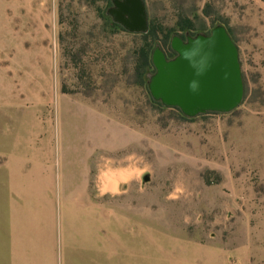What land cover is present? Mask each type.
I'll return each instance as SVG.
<instances>
[{"label":"rangeland","instance_id":"374dc122","mask_svg":"<svg viewBox=\"0 0 264 264\" xmlns=\"http://www.w3.org/2000/svg\"><path fill=\"white\" fill-rule=\"evenodd\" d=\"M144 3L164 27L181 13L204 35L215 17L226 22L241 105L187 120L160 111L132 79L127 42L97 38L84 1L0 0V164L6 151L27 174L44 170L55 203L88 185L111 264H264V0Z\"/></svg>","mask_w":264,"mask_h":264},{"label":"crops","instance_id":"0c3cea01","mask_svg":"<svg viewBox=\"0 0 264 264\" xmlns=\"http://www.w3.org/2000/svg\"><path fill=\"white\" fill-rule=\"evenodd\" d=\"M23 160L2 153L0 249L6 263L111 264L110 258L105 261V250L110 248L105 241V212H97V203L89 199L88 185L81 187L79 200L51 202L44 170L27 174L18 169ZM97 213L102 235L95 229Z\"/></svg>","mask_w":264,"mask_h":264},{"label":"water","instance_id":"95a60500","mask_svg":"<svg viewBox=\"0 0 264 264\" xmlns=\"http://www.w3.org/2000/svg\"><path fill=\"white\" fill-rule=\"evenodd\" d=\"M106 14L112 22L131 34L149 29L144 0H112ZM168 59L157 45L151 61L147 89L151 99L165 108H176L188 118L215 113L229 114L244 98L238 48L223 25L208 35H174ZM149 178L144 177V182Z\"/></svg>","mask_w":264,"mask_h":264},{"label":"trees","instance_id":"16d2710c","mask_svg":"<svg viewBox=\"0 0 264 264\" xmlns=\"http://www.w3.org/2000/svg\"><path fill=\"white\" fill-rule=\"evenodd\" d=\"M80 1H84L86 7L92 8L96 14V19L98 20L99 24L95 25L91 30H97V38H116V40H125V42H127V48H124L126 51L123 57L126 61L129 60L128 64H130L131 71L133 73L132 79L135 83H137L147 91V99L152 104V106L160 111L169 110L170 112L176 114L179 118L187 120L188 118L184 117L178 109L165 108L159 102L153 101L148 93L147 81L149 75L154 73L151 56L155 45H158L164 52L166 57L170 59L175 56V53L171 51L169 46L171 38L174 35L184 38L183 35L185 36L186 34L194 37L198 34H201L200 31L202 30V26L200 24L194 23V21L191 20L188 16L181 13L177 15V18L172 26L164 27L160 25L154 18L151 8L146 6L149 25L148 32L146 34H131L126 32L121 26L113 23L111 18L106 14L107 9L112 5V0H78V2ZM62 2L63 1L58 3L59 26H62L66 21L65 15H63L64 8L62 6ZM99 3L108 6V8H100L98 6ZM210 23L212 24V28L217 25H223L231 36L226 22L220 17H215L210 21ZM61 34L59 35V40H62L63 38ZM208 34L209 33L205 35ZM63 56L66 60L65 63L67 65H73V69H77V78L82 81L84 76H81L80 74V72L82 73L83 71L81 57L76 52H72V50L68 46L67 48H65ZM78 71H80L79 74ZM246 92V87H244V97L246 95Z\"/></svg>","mask_w":264,"mask_h":264},{"label":"bare ground","instance_id":"6f19581e","mask_svg":"<svg viewBox=\"0 0 264 264\" xmlns=\"http://www.w3.org/2000/svg\"><path fill=\"white\" fill-rule=\"evenodd\" d=\"M118 179H119V178H118ZM105 188H107V187H105ZM104 190H105V189H104ZM104 190H103V191H104Z\"/></svg>","mask_w":264,"mask_h":264}]
</instances>
